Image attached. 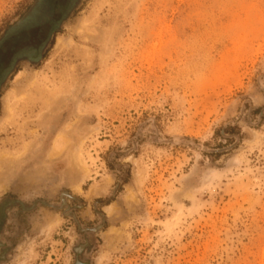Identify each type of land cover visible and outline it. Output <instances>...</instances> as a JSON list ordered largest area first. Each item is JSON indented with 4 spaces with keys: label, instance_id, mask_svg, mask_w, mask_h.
Segmentation results:
<instances>
[{
    "label": "rangeland",
    "instance_id": "obj_1",
    "mask_svg": "<svg viewBox=\"0 0 264 264\" xmlns=\"http://www.w3.org/2000/svg\"><path fill=\"white\" fill-rule=\"evenodd\" d=\"M0 264H264V0H0Z\"/></svg>",
    "mask_w": 264,
    "mask_h": 264
},
{
    "label": "trees",
    "instance_id": "obj_2",
    "mask_svg": "<svg viewBox=\"0 0 264 264\" xmlns=\"http://www.w3.org/2000/svg\"><path fill=\"white\" fill-rule=\"evenodd\" d=\"M110 167H112V166H110ZM123 176L126 177L125 179H123V182L126 183L127 180L131 177V171L128 170V171L124 172Z\"/></svg>",
    "mask_w": 264,
    "mask_h": 264
}]
</instances>
